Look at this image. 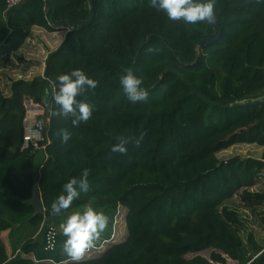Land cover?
<instances>
[{"label":"trees","instance_id":"1","mask_svg":"<svg viewBox=\"0 0 264 264\" xmlns=\"http://www.w3.org/2000/svg\"><path fill=\"white\" fill-rule=\"evenodd\" d=\"M53 1L56 24L90 16L88 0ZM93 2V22L67 32L48 54L44 76L14 81L10 96L0 88V264H65V237L61 231L56 247L46 249V224L91 202L112 221L118 206L126 207L128 234L80 264H264V247L252 235L243 241V221L225 204L237 194L264 202V193L250 190L264 174V151L261 159L217 156L235 143L264 147V0H216L222 33L200 49L214 32L209 22L169 20L149 0ZM52 9L48 1L27 0L6 18L0 14V70L34 26L59 30L50 23ZM125 68L143 79L146 101L133 103L123 92ZM74 69L98 82L77 97L93 106L92 118L77 127L51 115L48 157L38 161L39 151L22 150L26 102L41 103L56 78ZM52 107L58 110L54 101ZM61 129L71 133L66 144ZM141 135L126 154L111 151L118 136ZM84 169L89 191L53 214L63 185ZM36 184L45 214L30 204ZM24 224L36 230L9 257L1 234ZM209 248V259L186 257Z\"/></svg>","mask_w":264,"mask_h":264},{"label":"clouds","instance_id":"2","mask_svg":"<svg viewBox=\"0 0 264 264\" xmlns=\"http://www.w3.org/2000/svg\"><path fill=\"white\" fill-rule=\"evenodd\" d=\"M149 6L164 12L169 20L183 21L186 24L215 20L216 0H149ZM123 72L120 85L127 98L133 103L146 101L148 91L142 87L143 79L137 77L130 68H125ZM56 80L58 84H53V101L58 110H53L51 115L71 118L72 125L77 127L89 121L93 115V106L77 97L83 96L89 89H95L98 82L89 78L81 69L61 74ZM59 136L64 144L71 139V133L67 129H61ZM142 139L143 135L139 138L118 136V142L112 146L111 151L126 154L129 143L139 147ZM89 174V170L84 169L79 179L73 177L63 185L62 193L51 204L53 214L59 215L67 211L73 201L80 197L81 192L89 191ZM108 223V216L91 206L69 214L60 225L65 237L62 248L68 257L65 264H80L85 254L96 246Z\"/></svg>","mask_w":264,"mask_h":264},{"label":"rangeland","instance_id":"3","mask_svg":"<svg viewBox=\"0 0 264 264\" xmlns=\"http://www.w3.org/2000/svg\"><path fill=\"white\" fill-rule=\"evenodd\" d=\"M64 31L68 32L67 29H65ZM53 41L54 42L50 43L52 45L47 46L48 50L42 46V49L44 48L45 49L44 51L46 52L45 57L48 56V54L51 52V49L54 50V48L57 47L59 38H55L53 39ZM36 46H38V44ZM33 47L32 48L31 46L25 47V49L21 48L18 49L16 52L11 53L10 56L8 57L7 64L5 65V67L1 68L0 88L2 89L3 93L6 96L11 95V87L14 81L20 79L32 80L35 77L43 76L41 63L39 62L38 59L34 58V54H33L34 51H32ZM45 57L44 56L42 57L43 61H45ZM261 95L264 96V92ZM263 151H264V147L260 146L257 143L242 142V143H235L226 149H222L218 151L217 156L222 161H226L237 156H240L242 158L252 157L256 159H261L263 156ZM43 156H45V152L39 151V154L37 155V160L39 161L41 158L43 159L44 158ZM250 190L253 192L264 193V174H261L258 177L256 184ZM225 204L231 209L237 211L240 215V218L243 221V227L240 231V235L243 241L249 244V239L250 236L252 235L254 242H256L259 246L264 247V202L262 203L246 202L242 199V195L237 194L232 198L228 199ZM87 206H91L96 211L104 213L109 218L108 226L105 229V231L102 233L96 246L90 249L85 254V256L95 257L100 255L99 250L102 247L109 246L112 243L122 242L127 238V234H128V229L126 224L127 209L123 205H119L116 210V214L114 216L113 221L111 219L109 211L95 208L92 202L84 207L77 208L73 211H83V209ZM67 216L61 217L60 221H54V223L47 222L46 226L47 225L57 226L60 223H63ZM34 230L36 229H34L30 224L16 226L12 238L15 242L20 243L23 239H26L31 234H33ZM43 233H44V229L40 233L41 235L39 236H42ZM108 233L110 236L106 238L107 237L106 235H108ZM211 253H212V249L209 248L198 253H189L186 255V257L190 259L195 257L196 255H202L209 259ZM214 264H220V263H214ZM227 264H239V262L227 258Z\"/></svg>","mask_w":264,"mask_h":264},{"label":"built area","instance_id":"4","mask_svg":"<svg viewBox=\"0 0 264 264\" xmlns=\"http://www.w3.org/2000/svg\"><path fill=\"white\" fill-rule=\"evenodd\" d=\"M8 9H13L27 0H5ZM47 1V0H44ZM48 11V8L45 7ZM48 56L45 57V61ZM44 76V74H43ZM53 106V83L51 84V92L48 91L41 103H34L30 100L26 102L27 113L24 119V135H23V146L22 150L32 149V151H44L45 158L48 157L46 153L47 146L51 144V139L46 135V129L50 123V117ZM47 140L46 143H42ZM60 225L51 226L47 233V247L46 249L53 250L56 247L57 236L61 233ZM102 247L99 251L100 255L107 248ZM20 253V250L13 255L16 257ZM86 256H84L85 258ZM89 257V256H88Z\"/></svg>","mask_w":264,"mask_h":264},{"label":"crops","instance_id":"5","mask_svg":"<svg viewBox=\"0 0 264 264\" xmlns=\"http://www.w3.org/2000/svg\"><path fill=\"white\" fill-rule=\"evenodd\" d=\"M10 11H11V9H8L6 1L0 0V14L6 18L9 15ZM66 34H67V32L62 30V29L57 30V31H48V30L44 29L43 27L34 26L30 35L26 38L25 42L23 43V45L19 49H21V48L25 49V47H30V46L32 48L33 46H36L38 44V46L33 47L32 51H34V53H33L34 58L38 59L39 62L41 63L42 73L44 74L45 69H46V62L43 61L42 57L43 56L45 57L46 52L44 51L45 50L44 48L42 49V46L48 50L47 46L52 45L50 43L54 42L53 39L59 38V42L57 43L58 45L56 47V48H58V46L64 41ZM56 48H54V50ZM42 51H43V53H42ZM52 51H53V49H51V52ZM55 221H60V218L55 219ZM13 234H14V231H11V230L4 231L1 234V238H2V240L6 246V251L9 255V257H12L13 255H15V253H17L21 249L20 248L21 244L18 242H15L13 240V238H12ZM23 240H25V239H23ZM22 256L28 257V258H33L32 254H28V255L22 254ZM85 258H91V256H89V257L86 256Z\"/></svg>","mask_w":264,"mask_h":264},{"label":"water","instance_id":"6","mask_svg":"<svg viewBox=\"0 0 264 264\" xmlns=\"http://www.w3.org/2000/svg\"><path fill=\"white\" fill-rule=\"evenodd\" d=\"M51 5H52V14L50 17V23L52 25H55L57 29H62L65 30L67 29L68 31L71 28L77 27V26H83V25H89L93 22L94 19V2L93 0H88L89 1V8H90V16L88 19L86 20H77V21H68V22H64L61 24H56L54 22V12H55V3L53 0H47ZM213 29L214 32L208 34L202 41L201 43L198 45V49H200L201 47L210 44L214 41H216L217 39H219V37L221 36L222 33V27L221 24L219 23V21L215 18V20L213 22H209ZM30 204L34 207L35 209V214H45L46 209L43 203V198H42V194H41V190L38 184H36L33 187V195L32 198L30 199Z\"/></svg>","mask_w":264,"mask_h":264}]
</instances>
